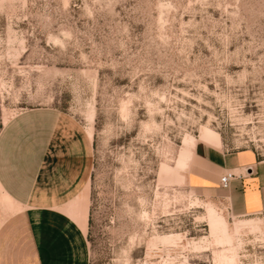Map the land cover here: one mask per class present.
<instances>
[{
	"label": "rangeland",
	"instance_id": "1",
	"mask_svg": "<svg viewBox=\"0 0 264 264\" xmlns=\"http://www.w3.org/2000/svg\"><path fill=\"white\" fill-rule=\"evenodd\" d=\"M33 109L90 136L89 264H264V212L186 181L264 156V0H0V133Z\"/></svg>",
	"mask_w": 264,
	"mask_h": 264
},
{
	"label": "crops",
	"instance_id": "2",
	"mask_svg": "<svg viewBox=\"0 0 264 264\" xmlns=\"http://www.w3.org/2000/svg\"><path fill=\"white\" fill-rule=\"evenodd\" d=\"M89 137L72 119L45 109L5 125L0 191L16 210L0 224V264H89V208L82 197ZM227 173L235 176L224 188L220 179ZM186 181L201 195L224 196L236 216L264 212V156L256 149L195 153Z\"/></svg>",
	"mask_w": 264,
	"mask_h": 264
},
{
	"label": "built area",
	"instance_id": "3",
	"mask_svg": "<svg viewBox=\"0 0 264 264\" xmlns=\"http://www.w3.org/2000/svg\"><path fill=\"white\" fill-rule=\"evenodd\" d=\"M235 176L233 173H227L221 176L220 185L224 188L229 187L231 179Z\"/></svg>",
	"mask_w": 264,
	"mask_h": 264
},
{
	"label": "bare ground",
	"instance_id": "4",
	"mask_svg": "<svg viewBox=\"0 0 264 264\" xmlns=\"http://www.w3.org/2000/svg\"><path fill=\"white\" fill-rule=\"evenodd\" d=\"M86 219H85V216H84V229H86Z\"/></svg>",
	"mask_w": 264,
	"mask_h": 264
}]
</instances>
